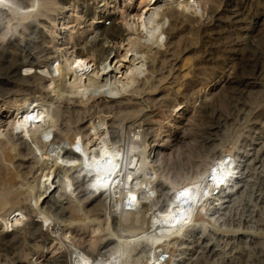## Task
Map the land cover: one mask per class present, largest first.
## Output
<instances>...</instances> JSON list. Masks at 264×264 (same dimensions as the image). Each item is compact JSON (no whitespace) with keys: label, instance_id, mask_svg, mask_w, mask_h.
I'll return each instance as SVG.
<instances>
[{"label":"bare ground","instance_id":"1","mask_svg":"<svg viewBox=\"0 0 264 264\" xmlns=\"http://www.w3.org/2000/svg\"><path fill=\"white\" fill-rule=\"evenodd\" d=\"M235 4L239 14L223 15ZM235 22L244 25L243 65L250 52L245 41L252 45L264 35V0H0V62L13 47L46 55L0 68V246L25 245L0 264L39 258V264H161L158 248L172 256L178 239L213 225L208 214L241 181L237 148L201 157L184 175L165 176L162 167L194 157L191 143L179 147L182 135L194 133L193 117L178 123L219 82L217 75L206 79L204 68L214 54L235 52ZM123 61L124 69L116 66ZM176 66L183 75L172 81L171 69H159ZM198 74V90L171 101L159 118L147 116ZM216 100L223 107L225 96ZM95 109L115 110V119L95 121ZM141 121L157 124L151 141L153 129L140 130ZM105 152L120 165L114 176L97 168ZM99 178L106 188L92 187ZM169 189L161 210L157 193ZM185 189L190 196L178 200ZM79 231L90 236L87 249L75 237ZM5 237L11 239L4 243Z\"/></svg>","mask_w":264,"mask_h":264},{"label":"rangeland","instance_id":"2","mask_svg":"<svg viewBox=\"0 0 264 264\" xmlns=\"http://www.w3.org/2000/svg\"><path fill=\"white\" fill-rule=\"evenodd\" d=\"M227 9L228 12L223 14L226 17H231V12L235 14L240 12V6L237 4L228 6ZM119 21L117 19L116 23ZM243 26V23L235 22L232 27L234 29L232 47H235V52L231 53L228 49L226 53L214 54L217 59L214 56L212 61L206 63L205 78L211 79L216 75L221 77L217 85L206 90L201 97L199 96L193 107L184 113L185 118L178 123V127H181L186 117H193L194 133L181 134L184 139L180 141L179 147L187 149V145L191 143L194 148V157L188 163L181 155L169 165L164 163L162 167V174L165 176L184 175L190 170V165L197 163L201 157L214 156L219 149L230 150L234 146L242 155L240 159L241 181L226 197L225 203L220 208L213 204L216 209L211 210L207 216V219L213 221V225L196 226L183 239H178L174 244L172 256L165 248H158L156 254L158 253L157 258L161 264H167L168 260L171 264H264V55L261 53L264 35L258 42L252 44L255 45L254 48L248 45L249 40L245 41L244 46L250 52L248 56L246 55L247 60H244L242 65L240 57L246 54L239 47L242 43L239 37L242 35ZM44 56H46L45 53L36 50L26 56V53L20 54L13 47L0 62V68H19L21 63L34 58L42 61ZM115 61L113 60L111 65ZM227 62L229 65L225 67L224 63ZM125 65V61L116 64L120 69H124ZM159 69L165 74L168 70H172L168 77L172 78L170 81L176 76L181 77L184 71V68H177V66L176 68ZM197 76L198 78L190 81L189 85L170 90L162 106L152 109L147 116L159 118L158 112L169 109L171 101L188 97L193 91L198 90L202 81L201 75ZM221 95L225 96L223 107L218 105L216 100ZM95 105L97 107V104ZM114 113L115 110L107 113L95 109L93 119L97 121V117L102 115L106 116V120L112 117L114 120ZM81 119L82 122L86 120L83 116ZM141 122L140 130L144 131L149 128V132L153 129V133L146 136V140L151 141L154 138L152 135L157 131V124L148 125L146 122ZM123 132L126 136L131 135L130 129L124 128ZM12 137L15 138L13 135ZM163 192L159 190L158 200L157 198L155 200L156 207L161 210L171 199L170 189L167 195H165V190ZM99 197L103 198L98 194L95 195L96 200H100ZM94 201L85 205L87 210L93 209ZM53 232L57 234L61 232V228L53 226ZM118 232L120 233V230ZM74 234L82 247L87 249L90 236L84 231ZM10 239L11 237H5L2 242L5 243ZM24 246V243L16 242L8 247L0 246V260L12 259ZM59 252L57 256L63 254V250ZM42 259H37L35 264H39ZM47 261L44 260L42 263L47 264Z\"/></svg>","mask_w":264,"mask_h":264},{"label":"snow or ice","instance_id":"3","mask_svg":"<svg viewBox=\"0 0 264 264\" xmlns=\"http://www.w3.org/2000/svg\"><path fill=\"white\" fill-rule=\"evenodd\" d=\"M36 118L37 117H35V116L27 117V119L29 121L36 119ZM45 139H48V137H45ZM80 151L81 150L79 147L75 148V153H80ZM97 168L98 169L103 168L106 176H114L116 174V171L120 168V165L116 164L114 162V159L109 157L108 154L105 152V154L101 158V160L97 162ZM212 172H213L212 178L216 179V176H215L216 169H213ZM89 174H91V173L89 172ZM128 179L131 180L132 178L129 177ZM107 186L108 185H107V183H105V178H99L97 180V184L93 185L92 187H94V188H106ZM189 196H190V190L185 189L184 191H182L178 194L177 199L179 200L181 198H188ZM133 199H135V197H133Z\"/></svg>","mask_w":264,"mask_h":264}]
</instances>
